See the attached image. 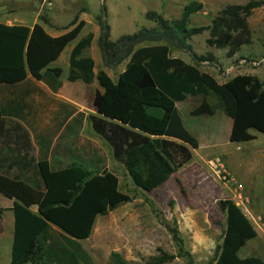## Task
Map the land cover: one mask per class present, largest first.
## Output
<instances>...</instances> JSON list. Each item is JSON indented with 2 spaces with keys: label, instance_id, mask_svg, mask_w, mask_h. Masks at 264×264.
<instances>
[{
  "label": "trees",
  "instance_id": "obj_1",
  "mask_svg": "<svg viewBox=\"0 0 264 264\" xmlns=\"http://www.w3.org/2000/svg\"><path fill=\"white\" fill-rule=\"evenodd\" d=\"M263 5L264 0L227 5L216 13L208 27L198 28H187V20L201 10L199 3L184 6L179 19L174 21L147 12L145 18L154 23L152 29H139L114 41L109 40L102 6L94 18L101 63L112 70L126 61L115 82L103 71L93 75V62L86 55L92 34L74 44L68 57L66 81L90 84L95 78L101 91H94L92 96L94 115H87L84 120L109 148L112 159L121 165L135 190H155L191 160L190 151L197 149V141L185 130L174 107L187 97L200 98L189 112L190 117H210L221 111L230 120V144L253 140L250 131L264 135V87L256 77L235 76L220 85L196 67L171 58L168 49L173 46L187 52L195 65L211 63L213 58L209 54L198 57L186 43L190 37L208 31L205 45L226 49V57H230L250 44L246 20ZM72 25L66 33L52 38L38 24L29 28L0 24V86L22 83L29 76L53 92L59 89L61 69L51 64L77 39L83 23ZM158 42L163 44L138 47L141 43ZM211 98L216 102L209 103ZM82 119L80 115L76 132ZM96 163L94 170H88L83 163L53 169L46 161H39L35 185L0 174V195L13 201L9 264H91L78 242L90 237L97 217L132 201L131 196L119 190L114 174L100 170L103 159L98 157ZM145 203L178 253L172 255L157 249L141 264H168L180 257L192 264L182 252L176 228L164 222L152 202L145 199ZM216 205L224 216V228L210 264H264L256 257H238L245 243L255 238L241 210L230 200L217 201ZM3 211L0 209V215ZM108 264L136 263L110 252Z\"/></svg>",
  "mask_w": 264,
  "mask_h": 264
},
{
  "label": "rangeland",
  "instance_id": "obj_2",
  "mask_svg": "<svg viewBox=\"0 0 264 264\" xmlns=\"http://www.w3.org/2000/svg\"><path fill=\"white\" fill-rule=\"evenodd\" d=\"M201 4V10L189 16L187 28L208 27L216 13L227 5H242L247 0H0V23L4 21L39 22L47 29L62 33L83 22L80 33L91 32L88 24H94V15L104 14L109 26V39L130 35L140 28H151L153 24L144 18L146 12L160 14L165 20H177L187 4ZM250 44L242 46L233 57L234 69L239 73L256 77L264 87V5L253 10L247 18ZM81 35V36H82ZM208 31L190 37L186 43L198 56L207 53L226 59V49L216 50L205 45ZM158 43H141L158 45ZM169 53L185 57L186 53L168 46ZM99 56L96 42L88 53ZM87 53V54H88ZM126 61L110 72L113 77ZM200 64H198L199 66ZM203 65H200V67ZM210 66L222 72L217 60ZM236 68V69H235ZM81 84L78 83L77 86ZM84 86V85H82ZM76 98L90 104L92 97L89 86L76 88ZM198 98H187L177 103V111L185 130L200 146L191 152V160L178 169L166 183L149 193L135 190L121 165L115 162L109 148L97 137L100 170L116 176L119 190L132 197L130 203L121 205L103 217H97L87 240L78 242L91 264H108L110 252L119 254L124 260L141 264V260L156 254L160 249L168 254L178 253L167 231L154 218L145 199L160 212L161 218L170 227H175L181 241L182 252L192 264H210L215 248L220 244L224 228V216L217 209V201L236 202L233 187L240 188L243 204L239 209L250 216L261 228L264 238V135L250 131L254 137L247 143L230 144L227 141L230 120L221 111L211 117H190L188 111L195 107ZM216 102L214 98L209 103ZM86 124L83 133L87 134ZM250 190L251 193H248ZM250 194V196H249ZM257 225V226H256ZM250 244L249 242L245 243ZM246 246L238 251V257L249 255L264 262V244L245 254ZM0 263H4V252L0 251ZM168 264H186V258L174 259Z\"/></svg>",
  "mask_w": 264,
  "mask_h": 264
},
{
  "label": "crops",
  "instance_id": "obj_3",
  "mask_svg": "<svg viewBox=\"0 0 264 264\" xmlns=\"http://www.w3.org/2000/svg\"><path fill=\"white\" fill-rule=\"evenodd\" d=\"M103 3L104 2L102 1V4ZM155 14L165 20L160 14ZM94 16L96 17L97 15ZM151 23L154 27V23ZM0 24L6 26H24L28 28L34 24H38L42 27L44 32L52 38L58 37L67 32L59 33L56 29H47L39 22L33 21L30 24L20 21L15 23L4 21ZM88 25L91 27L90 34H92V40L86 51V55H88L93 62V75L95 76L98 71H103L112 82H115L117 76L123 71L124 66L112 77L110 72L116 67L112 70L107 69L103 67L101 63L100 54L99 56H96L93 51L88 53V51L92 49L93 43L97 41L99 35L95 22L94 24ZM153 27L148 28L147 30L152 29ZM81 35L82 33L79 32L77 39L66 46L57 60L51 64L52 67L61 69V75L59 78L61 85L55 92L51 91L46 84L40 81H35L29 76H27L22 83L12 86H0V174L8 179H16L27 185H35L38 179L36 175V165L39 161H46L48 166L53 169H63L71 163H83L88 170H94L97 167L96 161L99 157L97 136L92 131L89 124L84 120L85 116L94 115V111L91 107L92 97L90 104L84 103L81 99L76 98L75 90L76 88L81 89L82 87L89 86L93 96L94 91H101V89L98 87L95 78L90 84H83L80 81H66L69 53L74 44L84 36ZM145 46L152 45H144L141 47ZM185 53V57L172 54H170V57L179 59L187 65L196 67L200 72L212 77L217 84H224L235 76H249L233 70V57L236 53L226 59L218 58L216 54L207 53L213 58V61L217 60V63H219L222 69L221 73H218L217 69H214L213 67L204 66L208 64L207 62L198 63L203 65L201 67L200 65L198 66V64L195 65L189 54L187 52ZM78 83L81 85L77 86ZM187 98H198L195 107L200 102V98L197 96ZM176 104L177 103L174 104V107L177 111ZM193 108L188 111V114ZM80 115L83 116V119L79 130L76 132ZM76 116L78 117L76 118ZM86 124L89 127V132L84 134L83 129ZM198 146L200 145L197 142V147ZM248 193H251L250 190H248ZM12 205V200L0 195V209L4 210L0 215V251L4 252L5 256V261L2 264H9L10 248L13 237V215L10 211ZM243 215L249 221L251 226L252 224H256L251 216L249 218L245 214ZM259 216H264L263 210L259 212ZM252 228L255 232V238L248 241L250 244L247 245L249 246H246V244L244 245L247 247L245 248L247 250L244 251L245 254H249V252L256 247L264 244L263 235L260 234L262 233L261 228H257L260 233L253 226ZM52 229L58 232L54 228ZM247 257H249V255H243L241 259Z\"/></svg>",
  "mask_w": 264,
  "mask_h": 264
},
{
  "label": "built area",
  "instance_id": "obj_4",
  "mask_svg": "<svg viewBox=\"0 0 264 264\" xmlns=\"http://www.w3.org/2000/svg\"><path fill=\"white\" fill-rule=\"evenodd\" d=\"M233 195H234V198H236V202H234L235 206H237L239 208V205L242 206L243 204V201L245 200H242L241 196H240V188L239 187H233Z\"/></svg>",
  "mask_w": 264,
  "mask_h": 264
}]
</instances>
